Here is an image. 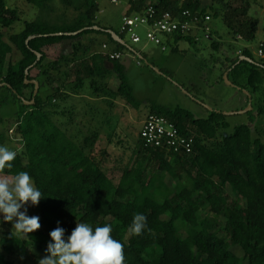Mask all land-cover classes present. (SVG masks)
Segmentation results:
<instances>
[{
    "label": "trees",
    "instance_id": "1",
    "mask_svg": "<svg viewBox=\"0 0 264 264\" xmlns=\"http://www.w3.org/2000/svg\"><path fill=\"white\" fill-rule=\"evenodd\" d=\"M52 1L27 0L40 16L25 22L21 32L8 35L20 14L0 0V84H4L0 95L6 93L0 96V105L16 106L11 139L22 144L10 162L13 167L1 172L14 178L20 171H27L44 197L37 206L40 229L30 234L5 231L0 235V264H16L8 255L23 258L32 248L46 254L49 232L58 222L67 235L77 222L88 223L93 230L111 225L112 237L123 245L124 264H264V127L252 130L241 125L226 136L221 132L229 125L218 111L201 120L183 109L153 105L143 122L153 114L174 121L183 135L194 139L193 153L180 155L155 149L140 135L132 148L125 145L123 135L114 137L125 129L115 128L120 120L111 111L119 99L138 112L141 104L132 95L122 60H111L103 49L104 42L98 51L99 42L90 37L107 34L116 45L113 51L124 53L126 45L116 42L108 29H101L95 22L98 6L94 0H62L78 13L62 24H58L61 20L54 23L50 19ZM201 3L130 0L126 14H142L148 6H154L159 12L190 10L208 15ZM236 13L247 16V8L241 12L236 8L231 15L225 11L228 27L241 39L254 40L258 21L237 18ZM174 39L196 42L191 36ZM65 43L69 50L48 61L47 50ZM218 45L215 42L213 49L217 51ZM260 48L263 55L258 62L250 50L240 51L221 80L224 82L223 76L228 73L235 87L248 93V103L250 96L258 97L262 115L264 42ZM113 77L115 89L109 86ZM26 78L40 84L35 103L28 106L24 100L32 101L34 85L25 84ZM43 88L51 90L45 98L41 96ZM74 95L93 96L110 111L87 103L85 119L81 120L87 128L84 132L76 107L68 106ZM93 121H97L96 126L89 127ZM104 131L114 132L107 135L108 143L119 155L112 156L107 149L96 150ZM6 139L5 132L0 133V145ZM110 158L119 164L114 167L120 172L117 181L105 169ZM138 213L145 215L147 222L143 232L136 235L131 225Z\"/></svg>",
    "mask_w": 264,
    "mask_h": 264
},
{
    "label": "rangeland",
    "instance_id": "2",
    "mask_svg": "<svg viewBox=\"0 0 264 264\" xmlns=\"http://www.w3.org/2000/svg\"><path fill=\"white\" fill-rule=\"evenodd\" d=\"M4 1L8 8L17 9L20 14V20L8 29V35L21 32L25 22L34 21L40 16L39 10L32 7L27 0ZM94 1L98 6L95 22L99 27L117 34L120 33L122 20L128 10L130 0H116L117 3H114L113 0ZM201 4L206 8L211 20L204 25V29H200L196 33L198 40L194 44L185 39L172 38L170 41H166L164 38L165 50H163L161 46L148 41L145 27H140L137 30L141 37V42L138 44L132 43L128 35L124 36L126 47L122 62L126 67L128 83L133 90L132 95L141 104L140 112H138L123 99H119L116 101L117 105L112 109L111 114L116 115L120 120V122H115V128L119 126L120 130L125 129L124 132H116L117 136L114 137L123 135V140H126L125 145L128 144L132 148L137 143L142 122L152 111L153 105L166 110L183 109L192 113L195 119L201 120L207 119L212 111H218L223 115L233 113L224 115L225 122L229 127L223 130L221 135L226 136L233 134L234 129L241 125H248L252 130L264 127V114H259L258 97L250 96L251 109L246 113H239L249 107L248 93L236 88L232 83L233 78L229 80L230 84L221 80L231 61L241 55L240 51L248 49L252 52L255 61L260 60L258 50L261 43L264 42V0H202ZM50 6L52 8L50 19L54 23L61 20L58 24H62L65 20L74 19L78 14L72 7L64 5L62 0H53ZM236 8H239L240 12L247 8V16H239L236 13L237 18L247 17L258 21L254 40L238 39L240 36H236L225 22L223 16L225 11L227 15H231ZM217 12L220 13L219 16L215 15ZM90 38H95L99 42L96 47L98 51L101 50L99 46L101 42L108 43L110 51L116 47L107 34L95 33ZM215 42H219L217 51L212 47ZM69 47V44L65 43L48 49L49 58L47 60H53L63 50H69ZM134 52H140L144 57L140 60V66L136 63L137 57ZM32 75L35 76L36 72L33 71ZM110 85L112 88H116L113 78L110 79ZM48 94H51V90L43 88L41 96L45 98ZM5 95L6 93L0 96ZM70 101L68 106L76 107L79 127L84 132L87 131V128L82 126L81 120L85 119L83 114L84 110L88 108L87 103H96L98 108L105 112L110 110L104 102L96 101L93 96L89 95L84 97L74 95ZM15 110L16 106L13 103L0 105V118H3V122L0 123V133L5 132L7 136L4 144L0 146L18 152L22 144L11 139L13 137L12 126L16 120ZM96 124L97 121H93L89 127L96 126ZM113 133L106 134L105 131L101 133V140L96 145L97 151L107 149L112 156L120 154L113 144L108 143L107 135ZM128 153L130 154V152ZM107 161L105 169L117 181L120 172L116 171L114 167L116 165L119 167V164L114 163L112 158ZM0 178H7L10 181L14 179L1 170ZM27 207L28 215L38 216L37 206H32L29 203ZM5 231H13V225L11 222L0 219V235ZM235 252L241 255L239 250ZM45 255L32 248L26 257L19 258L8 255V258L14 260L16 264H38Z\"/></svg>",
    "mask_w": 264,
    "mask_h": 264
},
{
    "label": "clouds",
    "instance_id": "3",
    "mask_svg": "<svg viewBox=\"0 0 264 264\" xmlns=\"http://www.w3.org/2000/svg\"><path fill=\"white\" fill-rule=\"evenodd\" d=\"M16 155V152L0 146V170L11 169L13 165L10 162L15 160ZM43 198V193L27 171H20L11 181L0 178V219L11 222L13 231L34 233L41 228L40 217L28 215L27 206L29 203L38 206ZM146 222L145 215L136 214L131 231L141 234ZM111 233L112 227L108 224L93 230L88 223L77 222L67 235L66 229L58 222V226L49 232L46 255L38 264H124L123 245Z\"/></svg>",
    "mask_w": 264,
    "mask_h": 264
},
{
    "label": "built area",
    "instance_id": "4",
    "mask_svg": "<svg viewBox=\"0 0 264 264\" xmlns=\"http://www.w3.org/2000/svg\"><path fill=\"white\" fill-rule=\"evenodd\" d=\"M113 2L117 3L116 0H113ZM210 20L209 15L192 13L190 10L177 13L171 11L159 12L154 6H148L142 14H125L120 33H115V35L121 40L125 35H128L132 43L138 44L141 42V37L137 30L140 27H145L148 41L161 46L165 50L164 38L191 36L197 41L196 33L200 29H204V25ZM103 49L111 60H120L124 56L122 52L110 51L107 44L103 45ZM134 54L137 57L136 63L140 66L143 55L140 52H134ZM258 55H263L262 48L258 50ZM139 135L147 146L155 149H162L180 155L193 153L194 139L183 135L174 121L163 115L153 114L149 116L142 123Z\"/></svg>",
    "mask_w": 264,
    "mask_h": 264
},
{
    "label": "water",
    "instance_id": "5",
    "mask_svg": "<svg viewBox=\"0 0 264 264\" xmlns=\"http://www.w3.org/2000/svg\"><path fill=\"white\" fill-rule=\"evenodd\" d=\"M111 36H112V38L116 41V42H119L120 44H123V45H125L124 44V41L123 40H121L118 36H116L115 35V33H113L112 31H107ZM37 57H38V60H40V58H41V55L40 54H37ZM243 59V58H242ZM28 73H29V71L27 70L26 71V75H28ZM223 78H224V81L227 83V84H230V81H229V78H228V73H225L224 74V76H223ZM25 84H32V85H34V94H33V99H32V101H30V102H28V101H25L24 100V103L28 106V105H33L34 103H35V98H36V96L38 95V93H39V89H40V84H39V82L38 81H36V80H28L27 78H26V80H25ZM2 86H4V84H0V88L2 87ZM251 109V100L249 99V107H248V109L247 110H244V111H242V112H239V113H246L248 110H250ZM233 114V113H232ZM231 113L229 114V113H225L224 115H232Z\"/></svg>",
    "mask_w": 264,
    "mask_h": 264
},
{
    "label": "crops",
    "instance_id": "6",
    "mask_svg": "<svg viewBox=\"0 0 264 264\" xmlns=\"http://www.w3.org/2000/svg\"><path fill=\"white\" fill-rule=\"evenodd\" d=\"M172 38H169V39H166V41H170ZM174 39V38H173ZM106 44H108V43H106ZM104 45V44H103ZM109 47V46H108ZM163 49V48H162ZM143 59H144V57H143ZM122 60V59H121ZM125 65V64H124ZM113 80H114V83H115V79H114V77H113ZM116 85V84H115ZM110 86V88H112L111 87V85H109ZM112 89H115V88H112ZM71 100V99H70ZM96 101H99V100H96ZM71 103V101L69 102V104ZM96 104V103H95ZM73 106V105H72ZM110 111V110H109ZM112 112V111H111ZM143 123V122H142Z\"/></svg>",
    "mask_w": 264,
    "mask_h": 264
}]
</instances>
